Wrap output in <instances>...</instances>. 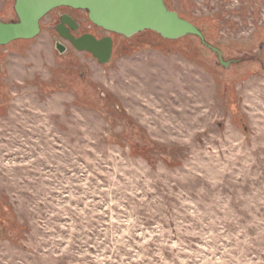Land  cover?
Returning <instances> with one entry per match:
<instances>
[{
  "label": "rangeland",
  "instance_id": "1",
  "mask_svg": "<svg viewBox=\"0 0 264 264\" xmlns=\"http://www.w3.org/2000/svg\"><path fill=\"white\" fill-rule=\"evenodd\" d=\"M162 1L229 65L86 12L105 62L51 13L0 47V264H264V0Z\"/></svg>",
  "mask_w": 264,
  "mask_h": 264
},
{
  "label": "water",
  "instance_id": "2",
  "mask_svg": "<svg viewBox=\"0 0 264 264\" xmlns=\"http://www.w3.org/2000/svg\"><path fill=\"white\" fill-rule=\"evenodd\" d=\"M15 22L0 21V47L15 40H30L38 36L40 20L57 7L79 9L87 13V19L106 33L130 38L144 31L155 32L166 40H176L187 35L195 36L217 55L220 65L227 67L221 51L207 44L203 34L189 21L170 11L162 0H14ZM72 45L89 52L98 62L109 59L111 39L96 40L87 35L73 38Z\"/></svg>",
  "mask_w": 264,
  "mask_h": 264
},
{
  "label": "flooded vegetation",
  "instance_id": "3",
  "mask_svg": "<svg viewBox=\"0 0 264 264\" xmlns=\"http://www.w3.org/2000/svg\"><path fill=\"white\" fill-rule=\"evenodd\" d=\"M79 12H82L85 14V12L82 10L74 9V8L71 9L68 7H57V9H53L52 11L49 12V13H51V15L55 16L54 19L57 20L55 22V25L53 26L55 33L57 35H59L62 40L66 41L68 44H70V46H72V47H74L71 43V40L73 38H81V37L87 36V35H91L94 37V35L90 34V32L88 31L91 28V26H88L86 31L85 30H79L80 29V23L75 19V15L78 14ZM85 16L87 19V13L85 14ZM91 25H92V23H91ZM103 32H105V31H103ZM103 37H108V36L103 35L100 38H95V37L94 38L96 40H100ZM55 47H56V49L60 50V52L66 51L65 47L62 44H60V42L56 43Z\"/></svg>",
  "mask_w": 264,
  "mask_h": 264
}]
</instances>
